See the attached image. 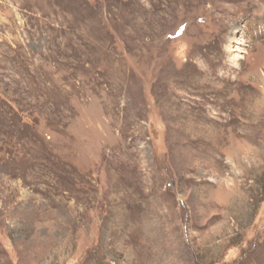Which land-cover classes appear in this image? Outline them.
<instances>
[{
	"label": "rangeland",
	"instance_id": "374dc122",
	"mask_svg": "<svg viewBox=\"0 0 264 264\" xmlns=\"http://www.w3.org/2000/svg\"><path fill=\"white\" fill-rule=\"evenodd\" d=\"M0 264H264V0H0Z\"/></svg>",
	"mask_w": 264,
	"mask_h": 264
},
{
	"label": "trees",
	"instance_id": "16d2710c",
	"mask_svg": "<svg viewBox=\"0 0 264 264\" xmlns=\"http://www.w3.org/2000/svg\"><path fill=\"white\" fill-rule=\"evenodd\" d=\"M17 119L19 120V118L18 117H15V118H12V120H13V122H16L17 121ZM19 123H21V121L19 122ZM14 127V125H11V124H9V126H8V128H13ZM15 129H16V127H14ZM21 131L22 130V135H24V137L26 138V139H28V141H33V139L35 138V136H37L35 133H34V128L31 126V127H29V126H27V125H20V128H17V130H14V132L13 133H16L17 131ZM21 133H20V135H21ZM32 138V139H31ZM36 139V138H35ZM36 142H38L37 140H35ZM15 158V157H14ZM13 158V161L15 160Z\"/></svg>",
	"mask_w": 264,
	"mask_h": 264
}]
</instances>
